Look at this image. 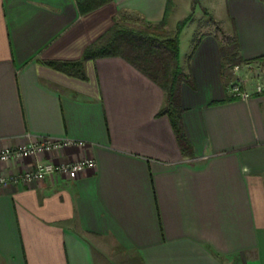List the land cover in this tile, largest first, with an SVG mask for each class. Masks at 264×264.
<instances>
[{"label":"crops","instance_id":"obj_1","mask_svg":"<svg viewBox=\"0 0 264 264\" xmlns=\"http://www.w3.org/2000/svg\"><path fill=\"white\" fill-rule=\"evenodd\" d=\"M166 3L111 0L82 14L76 0H0V150L71 138L84 144L39 158L96 160L0 186V264H264V92L230 95L237 73L223 65L216 23L185 48L194 17L180 34L190 155L160 114L162 85L124 57L87 59L84 76L49 63L80 59L117 17L159 23ZM199 3L213 20L222 11L233 20L239 54L252 61L241 74H260L264 0ZM35 162H0V174Z\"/></svg>","mask_w":264,"mask_h":264},{"label":"trees","instance_id":"obj_2","mask_svg":"<svg viewBox=\"0 0 264 264\" xmlns=\"http://www.w3.org/2000/svg\"><path fill=\"white\" fill-rule=\"evenodd\" d=\"M110 1L76 0V4L79 12L83 14ZM171 6L172 0H167L164 17L156 24L143 21L141 26L132 27L123 19L115 18L111 27L84 50L80 59L49 63L62 70L84 76L83 65L87 59L113 55L124 57L162 85L166 93V104L160 114L169 116L183 154L190 155L191 145L181 119V86L186 75L179 62V44L181 31L191 19V15L181 19L175 30L168 32L165 26ZM204 12L209 14L206 10ZM220 50L223 65L230 66L248 61L239 54L237 34H234L232 45L229 42L222 43Z\"/></svg>","mask_w":264,"mask_h":264},{"label":"built area","instance_id":"obj_3","mask_svg":"<svg viewBox=\"0 0 264 264\" xmlns=\"http://www.w3.org/2000/svg\"><path fill=\"white\" fill-rule=\"evenodd\" d=\"M246 67L252 69V61L237 63L233 69L237 73L236 79L230 84L228 90L234 98H249L264 92V81L260 74L242 75L241 70ZM84 141L71 138H45L20 144L16 147H6L0 150V162H19L23 158L35 157L33 166L16 172L1 173L0 186L16 184L18 182H30L43 179L55 174H72L87 168L96 166V160L86 157L73 161H53L39 158L42 154L61 150L69 145H83Z\"/></svg>","mask_w":264,"mask_h":264},{"label":"rangeland","instance_id":"obj_4","mask_svg":"<svg viewBox=\"0 0 264 264\" xmlns=\"http://www.w3.org/2000/svg\"><path fill=\"white\" fill-rule=\"evenodd\" d=\"M189 0H177V4L174 7V15L173 18L169 21V28H167L165 26V29L168 32H172L173 30H175L177 23L180 21L181 18H183L184 16L190 14L191 18H193V22L190 23V25L188 26V28L185 31V36L183 37L182 40V45L183 48H185L186 44L190 43V40H192V33L196 30H199V28H201L202 26H204L205 24H209V26H214V23H216L218 26V32L220 37L223 39V43L225 42H229L231 45L233 44V39H234V32H233V27H234V22L233 20L226 16H223V12L222 11V15H221V19L220 20H213L212 17L210 15H206L202 12V8L200 6V0H193L191 9L189 7V5H187V2ZM203 1V0H201ZM203 4V3H201ZM195 6H197L196 9V13L194 14V8ZM221 6V5H219ZM225 7V5H222V7ZM171 6V10H172ZM204 11L206 10L205 8L203 9ZM207 11V10H206ZM220 14V13H219ZM117 18H121L125 21V23H127L128 25H131L132 27H139L141 26L140 24L143 22V20L138 19L136 16H131L130 14L128 15H123ZM179 20V21H178ZM215 27V29H217ZM256 73H260L262 74V79L264 81V66L262 65V67L258 68L256 70Z\"/></svg>","mask_w":264,"mask_h":264}]
</instances>
